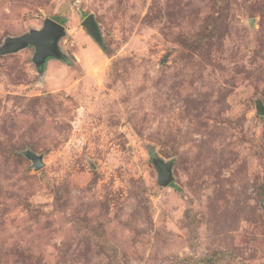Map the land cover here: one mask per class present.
Segmentation results:
<instances>
[{"label": "rangeland", "instance_id": "rangeland-1", "mask_svg": "<svg viewBox=\"0 0 264 264\" xmlns=\"http://www.w3.org/2000/svg\"><path fill=\"white\" fill-rule=\"evenodd\" d=\"M46 19L65 61L0 55V264H264V0H0V46Z\"/></svg>", "mask_w": 264, "mask_h": 264}, {"label": "water", "instance_id": "water-1", "mask_svg": "<svg viewBox=\"0 0 264 264\" xmlns=\"http://www.w3.org/2000/svg\"><path fill=\"white\" fill-rule=\"evenodd\" d=\"M82 26L87 33L102 46L103 37L99 29V25L94 15H89L82 22ZM66 35V28L52 20L46 19L41 29L32 30L29 33L16 38H9L5 41L4 46H0V55H10L17 53L28 47H33L34 63L44 75L46 65L51 60L65 61L66 57L60 49V41ZM256 112L260 116H264V104L262 101L257 102ZM26 157L32 162L35 171H40L44 167L43 156L32 151H26ZM155 164L158 183L161 187H169L174 180L173 163L152 156Z\"/></svg>", "mask_w": 264, "mask_h": 264}]
</instances>
